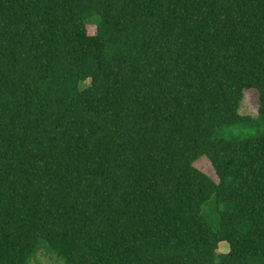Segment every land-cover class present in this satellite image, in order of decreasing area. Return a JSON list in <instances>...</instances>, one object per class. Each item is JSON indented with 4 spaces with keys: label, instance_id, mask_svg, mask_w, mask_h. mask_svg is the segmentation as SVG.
Instances as JSON below:
<instances>
[{
    "label": "trees",
    "instance_id": "16d2710c",
    "mask_svg": "<svg viewBox=\"0 0 264 264\" xmlns=\"http://www.w3.org/2000/svg\"><path fill=\"white\" fill-rule=\"evenodd\" d=\"M41 241L67 264H264V0H0V264Z\"/></svg>",
    "mask_w": 264,
    "mask_h": 264
},
{
    "label": "rangeland",
    "instance_id": "374dc122",
    "mask_svg": "<svg viewBox=\"0 0 264 264\" xmlns=\"http://www.w3.org/2000/svg\"><path fill=\"white\" fill-rule=\"evenodd\" d=\"M88 33L90 35H95L96 33V24L95 23H89L87 26ZM89 84V81L83 82L81 85V88L87 86ZM258 109H259V94L256 90H247L245 91L244 96V102L242 104V107L240 109V114L244 117H250V118H257L258 117ZM258 124L254 126L253 128H240V127H231V128H224L219 132V136H223L225 138H230L234 140H242L245 138H249L250 136H258L263 131V123L258 121ZM218 136V137H219ZM196 168H198L200 171L206 173L208 176L213 178L214 180L218 181V178L216 176V173L210 163V161L207 158H201L199 161L195 163ZM204 213L207 216L206 218L211 220L212 208L211 203L207 204L204 207ZM214 226H217L214 224ZM230 250V246L227 242H222L219 245V248L217 250V254H226ZM28 264H67L64 259L59 258L56 253H54L46 242L41 241L38 245V248L29 261Z\"/></svg>",
    "mask_w": 264,
    "mask_h": 264
}]
</instances>
